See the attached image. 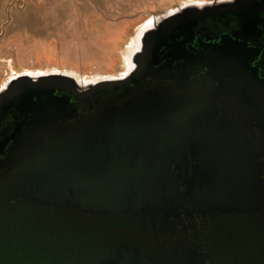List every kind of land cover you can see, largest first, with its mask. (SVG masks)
<instances>
[{
    "label": "flooded vegetation",
    "instance_id": "obj_1",
    "mask_svg": "<svg viewBox=\"0 0 264 264\" xmlns=\"http://www.w3.org/2000/svg\"><path fill=\"white\" fill-rule=\"evenodd\" d=\"M190 11L142 29L138 38L149 36L123 80L87 90L51 81L60 86L54 103L9 110L0 126V208L43 179L52 201L67 184L78 200L96 199L99 180L154 184L157 194L170 185L188 199L182 220L195 264H264V16ZM170 13L180 17L167 20ZM26 73L38 74L4 87Z\"/></svg>",
    "mask_w": 264,
    "mask_h": 264
},
{
    "label": "water",
    "instance_id": "obj_2",
    "mask_svg": "<svg viewBox=\"0 0 264 264\" xmlns=\"http://www.w3.org/2000/svg\"><path fill=\"white\" fill-rule=\"evenodd\" d=\"M214 12L261 18L264 0L218 2L189 13ZM51 81L58 79L34 82L24 77L12 85L0 97V126L20 101L38 111L54 103L60 86ZM45 181H36L35 192L14 191L16 204L5 201L0 208V264L196 263L197 254L187 244L182 220L188 199L173 186L160 185L157 194L158 185L154 184L111 185L99 180L96 199L78 200L74 187L67 184L65 195L54 196L56 200L52 201L46 198ZM196 187L193 202L201 204L197 195L201 186ZM110 193L111 199L107 198ZM93 208L96 215H87Z\"/></svg>",
    "mask_w": 264,
    "mask_h": 264
},
{
    "label": "rangeland",
    "instance_id": "obj_3",
    "mask_svg": "<svg viewBox=\"0 0 264 264\" xmlns=\"http://www.w3.org/2000/svg\"><path fill=\"white\" fill-rule=\"evenodd\" d=\"M222 1L230 0H0V91L26 71L120 77L153 18Z\"/></svg>",
    "mask_w": 264,
    "mask_h": 264
},
{
    "label": "bare ground",
    "instance_id": "obj_4",
    "mask_svg": "<svg viewBox=\"0 0 264 264\" xmlns=\"http://www.w3.org/2000/svg\"><path fill=\"white\" fill-rule=\"evenodd\" d=\"M223 3H228L230 1H222ZM209 4L211 3H200V2H195L192 4H186L184 6H182L181 10H183L184 14L189 11V10H199L202 8H206ZM193 8V9H191ZM176 13H170V15L168 16L167 20H173L176 19L178 17H180L179 14ZM149 36V34L144 35L142 38H138V40H136L135 45L133 46V48L130 49L129 55H128V61H129V65H128V69H127V75L126 77L133 71V69L136 67L137 65V59L140 56V54L142 53V50L144 48V43L146 41V38ZM29 78L31 80H33L34 82H37L41 79L44 78H54V79H58L64 82H67L71 85H74L75 87H77L79 90H87L89 88H91L92 86H95L97 84L100 83H104V82H112V81H119V80H123L124 77L122 78H118V77H100L98 79H92V80H88V81H83L80 80V76H62L56 73H51V74H23V76H21L19 79L13 81L12 83H9L8 85H6V87H4L5 89H3L2 91H0V97L3 96L4 94L8 93L11 90L12 85H14L17 81H19L21 78Z\"/></svg>",
    "mask_w": 264,
    "mask_h": 264
}]
</instances>
